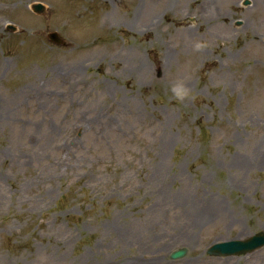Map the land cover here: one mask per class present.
I'll list each match as a JSON object with an SVG mask.
<instances>
[{"label": "rangeland", "instance_id": "374dc122", "mask_svg": "<svg viewBox=\"0 0 264 264\" xmlns=\"http://www.w3.org/2000/svg\"><path fill=\"white\" fill-rule=\"evenodd\" d=\"M249 2L0 0V264H264L207 253L264 230Z\"/></svg>", "mask_w": 264, "mask_h": 264}, {"label": "water", "instance_id": "95a60500", "mask_svg": "<svg viewBox=\"0 0 264 264\" xmlns=\"http://www.w3.org/2000/svg\"><path fill=\"white\" fill-rule=\"evenodd\" d=\"M245 3H249V0H245ZM33 8L37 12L44 10V5L42 3H36ZM13 28V26H10ZM49 38L55 42L61 43L63 39L57 31H52L48 34ZM264 245V231H259L245 239H231L222 242L214 243L208 250L210 254L217 255H232L247 253L253 251ZM186 253L185 248H179L172 252L171 256L173 258L183 256Z\"/></svg>", "mask_w": 264, "mask_h": 264}, {"label": "clouds", "instance_id": "9594fccd", "mask_svg": "<svg viewBox=\"0 0 264 264\" xmlns=\"http://www.w3.org/2000/svg\"><path fill=\"white\" fill-rule=\"evenodd\" d=\"M201 44L197 43L195 49L198 51L201 48ZM171 92L177 101H184L190 95L189 89L185 86L183 81H177L171 87Z\"/></svg>", "mask_w": 264, "mask_h": 264}]
</instances>
